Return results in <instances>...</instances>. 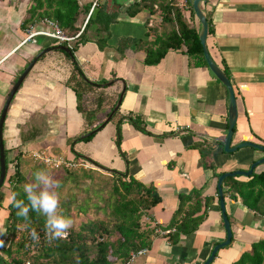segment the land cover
I'll return each instance as SVG.
<instances>
[{
    "label": "crops",
    "instance_id": "1",
    "mask_svg": "<svg viewBox=\"0 0 264 264\" xmlns=\"http://www.w3.org/2000/svg\"><path fill=\"white\" fill-rule=\"evenodd\" d=\"M91 1L80 0L82 4ZM29 5L30 0H0V115L24 69L41 50L56 45L43 36L23 44L27 30H22L21 24L28 17ZM202 9L212 23L210 55L222 70L227 68L235 94L237 119L231 146L243 142L264 146V0H207ZM111 10L118 11L115 7ZM148 18L146 11L133 18L120 12L109 27L103 50L88 42L75 52L76 61L90 82L108 81L107 87L87 93L90 98L95 93L104 96L99 110L95 104L89 106V111L98 110L93 115L79 110L80 98L66 84L73 69L71 61L55 50L39 58L12 98L3 123V145L9 161L6 177L13 173L19 153L29 161L26 172L31 176L35 172L33 164H40L31 159L35 152L61 157L71 165H87L85 159L76 158L78 154L108 170L152 185L160 202L149 212L151 221L143 222L149 220L151 225L162 226L172 219L180 195L199 190L202 204L205 198L212 202L198 229L181 236L177 245H171L162 235L155 237L150 249L128 264H201L211 249L225 240L218 177L249 170L252 163L264 157V152L250 147L224 152L227 90L209 69L192 65L185 47L169 51L157 65H145V53L135 48L136 41L146 38ZM194 25L198 27L196 21ZM31 27L35 31L46 29L43 22ZM121 39L134 42L120 52ZM121 95L118 113L105 122ZM127 115L137 119L140 128L124 120L117 142V122ZM101 124L104 126L90 141L71 145L72 139ZM203 141L212 147L222 144V150L212 156V169L201 165L200 153L194 147ZM253 173H264V163L255 167ZM235 179L247 181L248 177ZM4 184L0 188V240L5 235L11 199L8 184ZM223 199L232 238L211 264H234L253 243L264 239V218L255 216L239 198L223 192Z\"/></svg>",
    "mask_w": 264,
    "mask_h": 264
},
{
    "label": "trees",
    "instance_id": "2",
    "mask_svg": "<svg viewBox=\"0 0 264 264\" xmlns=\"http://www.w3.org/2000/svg\"><path fill=\"white\" fill-rule=\"evenodd\" d=\"M92 2L82 4L80 0H30L27 9L28 17L23 20L21 28L28 30L31 26L48 20L55 23L67 37H75L90 11ZM95 9H97L95 18L92 15L89 17L82 33L77 38L71 42L54 46H66L71 50L73 57L63 50L55 49L71 61L73 69L66 84L80 98L79 110L88 116L98 112L104 96L95 93L90 98L87 93L92 89L107 87L108 81L90 82L78 65L74 54L81 45L88 42L96 43L98 49L103 50L109 38V27L116 22L120 14L119 11L109 9L107 2L102 3L100 0ZM142 11L149 13V18L145 22L146 38L136 41L135 49L145 53V65H157L169 51L185 47L186 55L190 58L192 65L208 69L199 40V26L194 25L195 17L189 0H183V3L179 0H140L130 5L125 14L133 18ZM206 20L209 34H211L213 29L208 15H206ZM132 42L134 41L131 39H121L118 43V51L123 52ZM223 71L229 78L225 66ZM116 103L111 106L110 112L106 115L107 118ZM91 104H95L98 110L89 111ZM117 113L118 110L114 112L109 121ZM124 120L140 128L137 119H133L130 115L121 117L117 122V142H119V127ZM98 130L100 129L85 132L84 135L72 139L71 145L74 142L90 141ZM234 130L235 128L233 132ZM33 136H36L35 133ZM194 147L200 153L201 165L206 169H212V156L216 150H222V144L212 147L203 141L194 144ZM75 156L89 162L87 165L90 168L97 167L105 170L91 159L78 154ZM5 157L7 169L9 161L6 151ZM28 165L29 161L19 153L14 159L13 173L4 181L8 184L11 199L7 206L8 218L4 232L7 243L0 241L1 264H24L25 261H29L30 264H128L133 254L150 249L155 237L162 235L171 245H177L181 236L194 233L205 220L208 207L212 202V199L205 198L202 204L200 191L192 190L188 194L179 196L178 208L169 224L151 225L149 212L160 202L156 189L152 185H144L126 173L105 170L115 177V180L109 196L101 197L102 205L93 203V208L97 213L102 212L104 217L83 222L77 229L72 227L67 238L48 243L45 217L30 212V223L26 225L24 219L16 215L17 209L12 200L13 194L16 193L17 199H24L27 202L23 186L27 183L26 167ZM83 165H81L82 176L91 179L93 169L88 167L89 170L86 172ZM68 166H71V163L61 165L57 170L65 174L67 178L73 179V184L78 186L80 177H77V174ZM44 167L42 165L40 169ZM65 181L66 178L60 182L62 188ZM222 188H224L223 192L230 194L231 198H239L255 216L264 218V173H253L247 181L227 177L223 180ZM98 193L99 191L95 192L99 197ZM72 206H75L76 215L81 217H84L90 210V207L78 204L74 198L66 202L65 216L69 217ZM144 219L150 221L144 223ZM32 228L36 229L39 242L33 241L30 235ZM234 264H264V239L253 243L250 250L243 252Z\"/></svg>",
    "mask_w": 264,
    "mask_h": 264
},
{
    "label": "water",
    "instance_id": "3",
    "mask_svg": "<svg viewBox=\"0 0 264 264\" xmlns=\"http://www.w3.org/2000/svg\"><path fill=\"white\" fill-rule=\"evenodd\" d=\"M140 0H107V5L109 9H112L113 7L117 8L118 11L125 13L127 8L132 5L135 2H139ZM191 2L192 10L194 12V17L197 25L199 26V40L202 46V51H203V57L205 59V62L208 66V69L210 72L216 77V79L224 85V87L227 90L228 93V98H229V108H228V127H227V135L226 139L223 143V150L226 153H233L236 150L244 147H250L259 151L264 152V146L255 144L252 142H243L240 143L236 146H231V140L233 136V128L236 123L237 119V109H236V99H235V94L233 87L231 85V82L227 75L224 73V71L214 62L212 59L210 52H209V46H208V39H209V30H208V23L206 20V15L203 12L202 6L207 0H189ZM97 14V9H95L92 13V17L95 18ZM59 49L63 50L70 57L72 56L71 50L69 47L66 46H57V47H48L43 50H41L29 63V65L24 69V71L21 73V75L18 77L17 81L11 88L9 95L6 99V102L4 104V107L2 109L1 115H0V188L3 186L5 177H6V157H5V151H4V145H3V138H2V132H3V123L6 117V113L8 110V107L10 105V102L12 98L14 97L15 93L19 89L20 85L24 81L25 77L28 75L34 64L39 60L40 57L45 55L46 53ZM122 99V95L120 96L115 108L113 111L110 113L109 117L107 118V121L111 118V116L114 114V112L118 109L120 102ZM104 124V123H103ZM103 125H100L98 129L102 128ZM96 132V131H93ZM264 163V157L261 159H258L252 165L250 166L249 170L247 171H242V170H236L233 172H227L222 175H220L217 179V196L219 198V207L221 211V217H222V222H223V227L225 230V240L216 244L212 249L209 254V256L203 261L202 264H211L212 261L214 260L216 254L218 251L222 248L227 247L231 243V238H232V232H231V226L230 222L228 220V217L226 215L225 211V202L223 199V188H222V183L223 180L227 177H249L252 175L253 169L257 167L260 164Z\"/></svg>",
    "mask_w": 264,
    "mask_h": 264
},
{
    "label": "clouds",
    "instance_id": "4",
    "mask_svg": "<svg viewBox=\"0 0 264 264\" xmlns=\"http://www.w3.org/2000/svg\"><path fill=\"white\" fill-rule=\"evenodd\" d=\"M60 187L59 180L45 169H40L33 173L31 182L23 186L27 202L24 199H17L16 193L12 196L14 206L17 209L16 215L23 218L26 225L30 223V212L45 217V232L48 243L67 238L69 230L74 224L70 217L62 214L61 195L58 191ZM30 235L33 241L39 242L35 228L31 229Z\"/></svg>",
    "mask_w": 264,
    "mask_h": 264
},
{
    "label": "rangeland",
    "instance_id": "5",
    "mask_svg": "<svg viewBox=\"0 0 264 264\" xmlns=\"http://www.w3.org/2000/svg\"><path fill=\"white\" fill-rule=\"evenodd\" d=\"M33 165L35 172L37 170H40V167H42V165L39 164L37 165L33 164ZM68 167H70L71 170H73V172L77 174V177H80L78 181V186H75V184H73L74 183L73 179L67 178L66 175L60 172L59 170L47 169L45 167L44 169L48 171L52 176H54L60 182H62L63 179L66 178L63 188L61 186L58 189L61 195V204H64L61 205L62 213L64 212L66 202L69 200L71 201L74 198H76L78 204H82L84 206L90 207V210L86 213L84 217L76 215V210L74 208L75 206H72L70 208L69 217L74 221L73 228L77 229L79 225L83 222H86L88 220L101 219L104 217L102 212L97 213V211L93 208V203H98V205H102L101 197L106 198L109 196V192L115 180V177H113L110 173L101 170L97 167L90 168L89 166L90 169H93L92 171L93 173L91 174V179H89L87 177L82 176L81 165H79L78 163H73L71 166ZM89 168H84V169L87 172ZM103 168L105 170H108L105 167ZM32 177L33 176H31L30 173L26 175V182L27 183L31 182ZM5 185L6 183L4 184V186ZM97 191H99L98 193L99 197L95 194V192ZM63 214H65V212Z\"/></svg>",
    "mask_w": 264,
    "mask_h": 264
},
{
    "label": "built area",
    "instance_id": "6",
    "mask_svg": "<svg viewBox=\"0 0 264 264\" xmlns=\"http://www.w3.org/2000/svg\"><path fill=\"white\" fill-rule=\"evenodd\" d=\"M97 4H98V0H93L90 11L87 14L79 32L75 35V37H67L66 35H64L62 33V31L59 29V27L55 23L48 21V20H45V21H43V23H44L46 29H41V30L35 31V30H33L32 27H30L26 31V36L23 40V44L31 42L32 39L36 36L47 37L48 39H51L56 45H60V44H63L65 42L73 41L75 38H77L82 33V31H83V29L87 23V20L92 15L93 11L97 7ZM31 157H32L34 162L44 165L45 168H47V169H58L61 165L67 164V162H65L61 157H57V156H54L52 154H48L45 152H35L31 155ZM83 166L85 168L89 167L88 165H83ZM0 241L2 243L6 244L7 243L6 242V236L4 235ZM146 251L147 250L144 249V250H141V251L133 254L131 256L130 260L132 258H134L136 255H141V254L146 253ZM24 264H30V262L25 261Z\"/></svg>",
    "mask_w": 264,
    "mask_h": 264
}]
</instances>
